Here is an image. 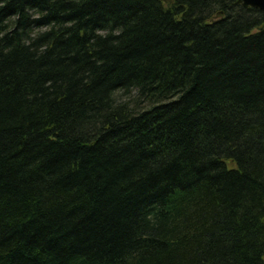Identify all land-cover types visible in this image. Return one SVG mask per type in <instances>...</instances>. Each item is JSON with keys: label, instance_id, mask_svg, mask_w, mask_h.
Returning a JSON list of instances; mask_svg holds the SVG:
<instances>
[{"label": "trees", "instance_id": "trees-1", "mask_svg": "<svg viewBox=\"0 0 264 264\" xmlns=\"http://www.w3.org/2000/svg\"><path fill=\"white\" fill-rule=\"evenodd\" d=\"M238 1L0 0V264H264Z\"/></svg>", "mask_w": 264, "mask_h": 264}, {"label": "water", "instance_id": "water-1", "mask_svg": "<svg viewBox=\"0 0 264 264\" xmlns=\"http://www.w3.org/2000/svg\"><path fill=\"white\" fill-rule=\"evenodd\" d=\"M237 4L242 5L245 9H257L264 12V0H240ZM223 13H219L215 18L223 17Z\"/></svg>", "mask_w": 264, "mask_h": 264}, {"label": "rangeland", "instance_id": "rangeland-1", "mask_svg": "<svg viewBox=\"0 0 264 264\" xmlns=\"http://www.w3.org/2000/svg\"><path fill=\"white\" fill-rule=\"evenodd\" d=\"M215 140H216V138H215ZM219 144H222V143L220 142ZM214 147H215V146H214ZM198 148H199L200 150L198 149V150H197V153H199L200 151H203V152L206 151V149L203 150L202 147H201V148L198 147ZM201 149H202V150H201ZM207 150H208V149H207Z\"/></svg>", "mask_w": 264, "mask_h": 264}]
</instances>
